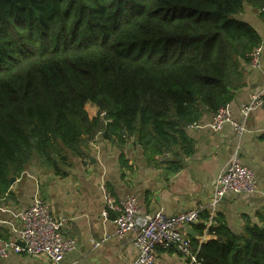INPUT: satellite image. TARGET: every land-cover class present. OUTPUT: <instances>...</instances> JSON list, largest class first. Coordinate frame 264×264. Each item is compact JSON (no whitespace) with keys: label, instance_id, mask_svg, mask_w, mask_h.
<instances>
[{"label":"trees","instance_id":"trees-1","mask_svg":"<svg viewBox=\"0 0 264 264\" xmlns=\"http://www.w3.org/2000/svg\"><path fill=\"white\" fill-rule=\"evenodd\" d=\"M246 3L264 8V0H0V197L33 160L60 172L97 134L134 138L147 157L171 152L182 166L194 150L187 126L232 100L261 43L237 17ZM89 102L105 118L91 117ZM201 218L198 233L208 213ZM209 231L215 237L201 244L190 235L203 264H264V220L238 234L219 218Z\"/></svg>","mask_w":264,"mask_h":264},{"label":"crops","instance_id":"crops-1","mask_svg":"<svg viewBox=\"0 0 264 264\" xmlns=\"http://www.w3.org/2000/svg\"><path fill=\"white\" fill-rule=\"evenodd\" d=\"M237 17L250 22L257 30L262 46L257 67L250 61L244 62L241 84L229 102L233 118L240 119L243 103L253 94L264 96V8L257 9L246 3ZM90 105L94 115L98 108ZM212 114L205 110L197 122H209ZM246 127L242 134L229 123L218 131L209 127H187L194 150L179 167L175 166L171 152L147 157L134 138L120 144L100 134L84 146L83 156L70 155L69 164L60 167L64 173L38 159L33 160L0 197V237L17 236L15 229L20 226V220L16 214L28 208L38 194L51 204L56 216L69 218L63 233L76 240V247L61 264H132L139 253L134 243L135 234L127 232L118 236L115 233L113 219L116 213L111 212L109 217L103 214V187L106 186L118 199L135 195L141 214L163 208L166 214L175 215L197 204H209L217 177L236 150L241 162L256 172L257 190L227 193L216 206L215 219H207L203 232L198 233L195 228V224L205 222L202 218L189 225L196 235L188 232V225L186 232L201 244L215 237L209 227L216 225L220 218L233 232L241 234L247 221L262 224L264 220V107L250 112ZM94 240L101 242L95 245ZM0 264L55 262L46 256L12 252L0 258ZM155 264H188V261L173 244H169L156 248Z\"/></svg>","mask_w":264,"mask_h":264},{"label":"built area","instance_id":"built-area-1","mask_svg":"<svg viewBox=\"0 0 264 264\" xmlns=\"http://www.w3.org/2000/svg\"><path fill=\"white\" fill-rule=\"evenodd\" d=\"M262 46H255L247 53L250 64L257 67L260 62ZM258 107H264V96L260 93L253 94L248 102L241 106L240 119L232 116L230 103L221 106L213 112L209 122L202 124L194 122L187 127H209L210 130L218 131L225 124H232L237 133L242 134L247 130L246 121L250 112ZM256 172L241 162L236 150L226 166L219 173L214 192L208 205L197 204L194 208L168 215L163 208L154 213L141 214L138 199L135 195H127L118 199L106 186L103 187L104 210L107 217L115 212V233L124 236L127 232L135 234L134 243L139 253L132 264H155L156 248L173 244L184 256L188 264H203L198 258L199 245L195 247L192 239L186 232V226L201 219L203 212H207L211 220L215 216L217 204L229 192L251 193L257 190ZM17 217L20 226L15 229L16 237H0V258L7 257L10 253H20L32 256H46L55 264H61L76 247V240L67 237L63 228L69 218L56 216L52 211L51 204L36 195L30 206L20 212ZM100 240H94L99 245Z\"/></svg>","mask_w":264,"mask_h":264},{"label":"rangeland","instance_id":"rangeland-1","mask_svg":"<svg viewBox=\"0 0 264 264\" xmlns=\"http://www.w3.org/2000/svg\"><path fill=\"white\" fill-rule=\"evenodd\" d=\"M243 11H241L240 13H238L237 14V16L238 15H240L241 13H242ZM250 23V22H249ZM89 104V105H88ZM87 104V108L89 109V113H90V116L92 117V116H96V115H99L101 118H105V115H104V112L103 111H99V109H97V112L93 115V108H92V106L90 105V104H92V105H94V106H97L96 104H93V103H91V102H89ZM97 108H98V106H97Z\"/></svg>","mask_w":264,"mask_h":264},{"label":"water","instance_id":"water-1","mask_svg":"<svg viewBox=\"0 0 264 264\" xmlns=\"http://www.w3.org/2000/svg\"><path fill=\"white\" fill-rule=\"evenodd\" d=\"M15 179H16L15 177H12V178H11V183H13V182L15 181ZM187 229H188V232H189L190 234L196 235L195 230L193 229V227H189V226H188Z\"/></svg>","mask_w":264,"mask_h":264}]
</instances>
